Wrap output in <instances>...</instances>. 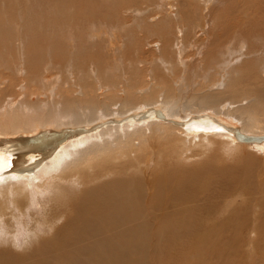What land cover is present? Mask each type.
Instances as JSON below:
<instances>
[{
  "label": "bare ground",
  "instance_id": "6f19581e",
  "mask_svg": "<svg viewBox=\"0 0 264 264\" xmlns=\"http://www.w3.org/2000/svg\"><path fill=\"white\" fill-rule=\"evenodd\" d=\"M125 1L0 0V264H149L192 180L264 233V0Z\"/></svg>",
  "mask_w": 264,
  "mask_h": 264
},
{
  "label": "rangeland",
  "instance_id": "374dc122",
  "mask_svg": "<svg viewBox=\"0 0 264 264\" xmlns=\"http://www.w3.org/2000/svg\"><path fill=\"white\" fill-rule=\"evenodd\" d=\"M176 1H179V0H162V2H160L161 5L159 6L161 10H157V12H155L154 14L150 16L152 19L151 22L155 21L156 20L155 17H157L156 15H159V14H163L164 17L166 16V18H169L170 20L174 19V17H171L169 15V6L170 4L171 5L174 4ZM236 1H239V0H236ZM226 2L227 1L225 0V3ZM144 3H145V0H126L123 10L126 11L134 6H138L140 8V6L143 5ZM41 4H37L36 5L37 7L34 6L35 9L38 8L37 11L44 10L45 12L46 9L49 10V7H50L49 4H47L46 6L44 5V2H41ZM51 8L53 10V4ZM195 9L197 10L196 20H200V7L195 6ZM48 10L46 11L47 13H48ZM52 10L51 11L49 10L50 12L49 15L48 14H45V15H48V16L52 15L53 14V13L51 14ZM43 14L44 13H42V15ZM45 15L43 16V18H45ZM37 16L39 17L40 15L37 14L36 17ZM54 17L55 16L49 17V19L54 18ZM46 20H43V21L45 22ZM107 39L108 38L103 36L102 34H100V36L96 38V40L100 43V46L106 50H108L111 47L109 46L110 43L107 41ZM89 40L92 41L91 38H89ZM195 61L197 63L192 61V63H190V67H194L196 66V64L197 65L200 64L199 60L198 61L195 60ZM153 167L155 168V166ZM153 174H155V172H153ZM238 178L240 180L241 179L243 180V177L241 175H239ZM236 181H237L236 184L238 186L240 182L238 181V179H236ZM193 183H194L193 180L186 183L183 189H181V192L179 195H154V201L156 205L155 207L158 206V211L156 213L155 220L158 217L165 218L163 220L168 221L167 223L168 225H166L165 228H163L164 227L163 226L164 224H163L161 226V229H159L160 228L159 223L161 221L159 220V218L157 219V226L154 227L153 229V236H154L153 237L154 239L152 242L153 247L152 246L149 247L147 249L148 251H145V255H143V257L149 260V264H184V263L187 264V262L188 264H200V263L201 264H264V233L261 232L260 230L261 227L260 226L255 227V225L251 226V223L254 224L253 220L251 219L247 220L248 218H251L250 215L246 219V222L249 224L245 226L238 225L236 222H232L230 220L231 213H228L227 215H223L222 217L218 219H214L213 218L214 215L217 216V212H218L216 210V202H215L216 195L214 197L213 195H193L194 193L198 192V187L195 186ZM184 194H187V195H184ZM218 196L219 195H217V197ZM220 196L223 197V195H220ZM223 199L224 197L221 199V202L223 201ZM213 202H215V204ZM236 202H235L236 205L232 209L235 217L237 216L236 220L241 219V218L245 219L248 214L244 212L243 213L244 216L241 215L242 212L240 211V207H241V210L245 209L242 201L239 199ZM181 203L183 206H181ZM261 203L264 205V202L261 201ZM191 205H195L196 208L194 211L192 209V211L187 213L186 209L187 207L190 208ZM165 206H166V209H165ZM177 206L179 207L181 206V209ZM162 208L164 209V211ZM175 210H178V211H175ZM163 212L165 214L167 213L168 214L165 215V217H163L162 216ZM171 212H174V215ZM176 212L181 213V214L179 213L181 218ZM168 215H170L171 217ZM166 217L167 219L168 217H170V219L167 220ZM180 219L184 221L185 224L184 223L181 224L182 221ZM190 221H193L194 223H191ZM196 221L197 223H195ZM224 222H226V224ZM231 222H232V225H231ZM175 223L177 224L176 226L174 225ZM17 224H18V221H17ZM32 224H33V221L30 220L28 222V225L32 226ZM15 227H16V230H18L20 229L21 225H16ZM39 227H40L39 231H37L36 228L33 230V232L39 233L38 234L39 239L46 240L47 238L52 236L53 228L49 225V223L40 225ZM162 229L164 231H162ZM175 229H179V231L178 230L175 231ZM167 232L169 235L167 234ZM14 233L15 234L13 235L9 233L10 236H7L9 243L0 241L1 242L0 251H3L5 249L9 250L11 249L13 242H18L16 241L17 231ZM23 233H24V237H21L20 239L25 241L26 239L29 238V236H26V230H24ZM104 233H105V225L99 228V235L102 236ZM162 235L164 236L162 237ZM158 238L161 242L158 241ZM165 241H169V242H165ZM21 243H22L20 245L21 250H18L16 252L17 255L27 253L29 250L28 248L24 246L23 242ZM163 244H164V247H162ZM15 247L17 248L18 246L16 245ZM29 248H32V247H29ZM151 252L152 253L154 252V254H152ZM167 253L169 257H167Z\"/></svg>",
  "mask_w": 264,
  "mask_h": 264
},
{
  "label": "water",
  "instance_id": "95a60500",
  "mask_svg": "<svg viewBox=\"0 0 264 264\" xmlns=\"http://www.w3.org/2000/svg\"><path fill=\"white\" fill-rule=\"evenodd\" d=\"M61 139V138H60ZM59 139V140H60ZM19 170H21V171H25L26 169L21 165L20 167H19Z\"/></svg>",
  "mask_w": 264,
  "mask_h": 264
}]
</instances>
